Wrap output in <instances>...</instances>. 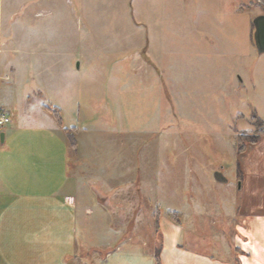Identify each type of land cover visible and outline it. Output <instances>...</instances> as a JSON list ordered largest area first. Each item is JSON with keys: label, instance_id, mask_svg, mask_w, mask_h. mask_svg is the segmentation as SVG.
I'll return each mask as SVG.
<instances>
[{"label": "rangeland", "instance_id": "1", "mask_svg": "<svg viewBox=\"0 0 264 264\" xmlns=\"http://www.w3.org/2000/svg\"><path fill=\"white\" fill-rule=\"evenodd\" d=\"M141 7L138 33L147 36L149 49L169 44L161 61L169 92L155 73L136 68V36L125 40L123 15L110 18L108 4L98 0H72L46 18L9 19L12 49L1 68L0 101L15 111L26 91L41 90L52 100L72 93L71 119L86 127L72 141H88L94 168L126 189L119 196L126 201L125 225L116 219L114 228L104 220L116 210L95 192L88 195L92 212L85 223L92 224V237L137 238L135 249L145 250L147 238H162L161 220L169 218L182 223V238H233L243 217L237 147L242 135L264 131L249 111V69L264 54L254 44L252 19L264 6L257 0H143ZM160 19L171 30L167 40L152 33ZM216 171L227 182L215 179ZM78 217L82 238L83 209Z\"/></svg>", "mask_w": 264, "mask_h": 264}, {"label": "crops", "instance_id": "2", "mask_svg": "<svg viewBox=\"0 0 264 264\" xmlns=\"http://www.w3.org/2000/svg\"><path fill=\"white\" fill-rule=\"evenodd\" d=\"M98 1L108 4L110 18L123 15V22L128 20V29L122 23V31L125 40L136 36V68L155 73L168 91L161 61L169 44L156 42L149 49L147 36L138 33L143 0ZM60 2L70 4L72 0H0V74L12 49L8 45L13 39L9 19L46 18ZM167 16L162 18L167 20ZM159 24L152 33L167 40L171 30L164 21ZM257 57L249 69V111L264 122V54ZM73 99L72 93L52 100L41 90L26 91L17 97L15 111L10 102L0 101V109L11 114L8 124L0 126V264H98L99 259L104 264H264V131L237 158L243 217L233 238H182V223L165 218L161 220L162 238H147L145 243L150 246L140 250L135 249L137 238H94L92 224L85 223V216L92 212L88 195L95 192L117 212L104 225H125V213L120 211L126 201L119 196L126 189L110 185L108 172L94 168L88 141H72V134L86 128L71 119ZM53 106L60 119L49 108ZM192 112L184 108L185 114ZM79 209L84 210L81 228H86L82 238L77 234ZM139 220L136 215L134 223Z\"/></svg>", "mask_w": 264, "mask_h": 264}, {"label": "water", "instance_id": "3", "mask_svg": "<svg viewBox=\"0 0 264 264\" xmlns=\"http://www.w3.org/2000/svg\"><path fill=\"white\" fill-rule=\"evenodd\" d=\"M264 6V0H257ZM252 23L254 26L253 31V39L254 44L258 52H264V13L258 14L252 19ZM1 138L3 137V133L0 134ZM214 178L221 182H226V177L222 174L221 171H216L214 173ZM238 186H240V181L238 182Z\"/></svg>", "mask_w": 264, "mask_h": 264}, {"label": "trees", "instance_id": "4", "mask_svg": "<svg viewBox=\"0 0 264 264\" xmlns=\"http://www.w3.org/2000/svg\"><path fill=\"white\" fill-rule=\"evenodd\" d=\"M49 108H51V111L55 114L56 118L57 119H60V115H59V112L57 111L56 107L53 106V107H49ZM254 117L255 118H258L256 115ZM261 123H262V121H261ZM261 132L262 131H259V132H256V133H249L248 135L247 134L242 135L241 138L244 139V142L243 143L240 142L241 144L238 145L237 152H242L245 149L246 143L255 142L260 137ZM168 215H169V217L171 219H174L175 222H177L178 218L177 217H174L173 214L170 211L168 212ZM156 260H158V259L156 258Z\"/></svg>", "mask_w": 264, "mask_h": 264}, {"label": "built area", "instance_id": "5", "mask_svg": "<svg viewBox=\"0 0 264 264\" xmlns=\"http://www.w3.org/2000/svg\"><path fill=\"white\" fill-rule=\"evenodd\" d=\"M11 118V114L6 112L5 110L0 109V126L9 122Z\"/></svg>", "mask_w": 264, "mask_h": 264}]
</instances>
